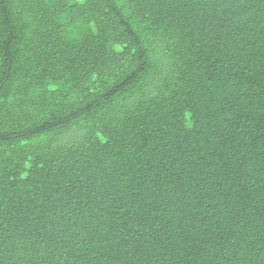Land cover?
Listing matches in <instances>:
<instances>
[{"label": "trees", "instance_id": "1", "mask_svg": "<svg viewBox=\"0 0 264 264\" xmlns=\"http://www.w3.org/2000/svg\"><path fill=\"white\" fill-rule=\"evenodd\" d=\"M0 264H264V0H0Z\"/></svg>", "mask_w": 264, "mask_h": 264}]
</instances>
